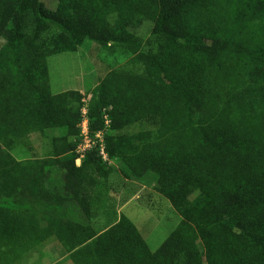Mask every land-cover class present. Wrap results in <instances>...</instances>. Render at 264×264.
Listing matches in <instances>:
<instances>
[{
	"label": "trees",
	"instance_id": "trees-1",
	"mask_svg": "<svg viewBox=\"0 0 264 264\" xmlns=\"http://www.w3.org/2000/svg\"><path fill=\"white\" fill-rule=\"evenodd\" d=\"M56 1L51 11L41 0H0V144L11 151L38 133L54 157L22 164L0 147V242L33 251L55 237L75 264H264V48L242 43L264 29V0ZM204 9L220 10L221 28L201 21ZM146 23L156 49L131 61L143 72L107 76L89 115L93 134L106 130L104 108L113 131L161 120L156 132L105 135L108 159L182 218L155 254L125 214L92 225L97 209L113 208L99 198L115 167L99 147L76 166L70 138L79 136L82 94L53 95L47 67L86 40L137 54L135 30ZM228 81L239 86L223 105ZM253 102L260 112L247 122Z\"/></svg>",
	"mask_w": 264,
	"mask_h": 264
},
{
	"label": "rangeland",
	"instance_id": "rangeland-1",
	"mask_svg": "<svg viewBox=\"0 0 264 264\" xmlns=\"http://www.w3.org/2000/svg\"><path fill=\"white\" fill-rule=\"evenodd\" d=\"M41 1L51 11L56 10V0ZM201 16V21H203L207 27H211L214 30L222 27V15H220V10L204 9ZM152 30L153 26L150 23H146L135 30V33L143 39V45L137 54L130 53L124 48L112 44H109L108 47H102L91 40H86L75 53H62L48 57L47 67L49 71L51 93L53 95H59L65 92H78L82 94L80 113L87 106L90 113V103L93 99V95L107 76L119 72H129L131 74H141L143 72L145 66L142 62L131 63V61L134 58H136V61L139 57H143L144 59L147 55L155 51L157 45L155 38H153ZM50 36H52V34H50ZM242 43L256 48H264V29L258 34L247 31L243 36ZM238 86L239 85H233L229 81L223 84L222 97L220 98V102L224 103L223 105H229L231 103L229 99L225 97L229 92L238 90ZM250 112L245 114L246 116L243 120L248 122L258 115L260 110L256 103H252ZM101 113L104 119L106 116H109L111 120V108H104ZM96 121H98V119L93 118V122ZM160 125L161 120L159 117H151L129 125L119 131L106 129L104 132L107 136L127 137L138 133L156 132L159 130ZM246 126L248 130L251 128H255L253 130H259L257 127H250L248 123H246ZM93 135H95V133ZM95 140L99 141L97 137H95ZM70 142L76 145L78 143V138H70ZM82 145H84V143ZM0 147L4 151H8L1 144ZM93 149L98 150V147L96 146ZM8 152L18 163L22 164H32L38 161L52 160L54 158L51 140L42 137L38 133L25 137L13 150ZM87 153L85 157L88 155ZM83 161H77L76 166L80 168L83 165ZM103 162L108 166L115 167V172L111 175L109 182V185H113L111 186V192L123 194L119 198L113 200L111 205L114 211H116L119 206L129 201V198H125V193L131 196L133 191L139 192V198L134 200L123 213L126 214L137 227L147 243L149 251L155 254L182 222V218L173 208L172 204L165 197L157 193L154 186H146V184L142 183L140 180L134 179L129 169L125 167L120 160L104 159ZM100 207L104 208L102 204ZM107 209L106 213L104 209H97L96 215L91 221L92 225L98 230L106 228L109 219H111L100 218L104 214L109 213L110 208ZM0 264H75V261L73 256L68 254L67 249L53 237L48 239L46 243H41L38 247H34L33 251H13L10 248H6V246L0 242Z\"/></svg>",
	"mask_w": 264,
	"mask_h": 264
},
{
	"label": "built area",
	"instance_id": "built-area-1",
	"mask_svg": "<svg viewBox=\"0 0 264 264\" xmlns=\"http://www.w3.org/2000/svg\"><path fill=\"white\" fill-rule=\"evenodd\" d=\"M89 108L88 106L82 110L81 114V121L78 125L79 128V136H78V143H77V150L76 153L78 154V159L76 160L82 162L85 158V154L88 151H91L96 146L100 148V154L105 159L108 160V154L105 150V135L104 131L98 132L97 134L93 135L91 131V119L89 115ZM105 124L106 129H110L111 120L109 116L105 117ZM95 137L99 139V141L95 140ZM80 141V142H79ZM84 143V145H82Z\"/></svg>",
	"mask_w": 264,
	"mask_h": 264
},
{
	"label": "crops",
	"instance_id": "crops-1",
	"mask_svg": "<svg viewBox=\"0 0 264 264\" xmlns=\"http://www.w3.org/2000/svg\"><path fill=\"white\" fill-rule=\"evenodd\" d=\"M111 186L113 185H109L108 184V188H107V191L106 192H103L102 195L100 196L99 200H102L103 203H106L107 201L112 203L114 199L116 198H119L120 196H122L121 194L119 193H114V192H111ZM139 192H135L133 191L132 195L129 196L127 193H125V198H129V201L122 205V206H119V208L114 211L113 208L112 210H110V212L108 214H104L102 217L100 218H116L117 217V214H118V218L121 216V214H124V210L129 207V205H131L133 203L134 200L138 199L139 198ZM115 212H116V215H115ZM126 215V214H125ZM127 216V215H126Z\"/></svg>",
	"mask_w": 264,
	"mask_h": 264
}]
</instances>
